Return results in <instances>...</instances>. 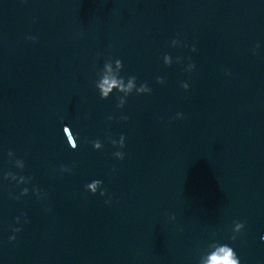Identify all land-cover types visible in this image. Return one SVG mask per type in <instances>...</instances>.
<instances>
[{
	"label": "water",
	"instance_id": "obj_1",
	"mask_svg": "<svg viewBox=\"0 0 264 264\" xmlns=\"http://www.w3.org/2000/svg\"><path fill=\"white\" fill-rule=\"evenodd\" d=\"M224 246L264 264V0H0V264Z\"/></svg>",
	"mask_w": 264,
	"mask_h": 264
},
{
	"label": "clouds",
	"instance_id": "obj_2",
	"mask_svg": "<svg viewBox=\"0 0 264 264\" xmlns=\"http://www.w3.org/2000/svg\"><path fill=\"white\" fill-rule=\"evenodd\" d=\"M257 47H258V45H257ZM192 50H193V51H196L195 47H193ZM118 63H119V61H118ZM105 83L107 84L108 81L106 80ZM112 83L115 84V81H113ZM184 86H185V87H188V85H184ZM110 88H111V85H109V88H108V89H105V92H104V95H105V96L107 95V92L110 90ZM65 127H70V126L65 125V126L63 127V132H64V130H65ZM77 135H78V133H77ZM66 140H67V139H66ZM67 144H68V140H67ZM72 149H73V150L76 149V145H75V144L72 145ZM96 183H98V181H94V182L92 183V185H90V186L93 188V190L95 189V184H96ZM9 239H10V240H15L16 238H15V237H10ZM224 248H227V254L224 255L222 258H218L217 255L214 254V255L210 258V264H241L240 259L238 258L237 254H236V256H237V259H236V260H230V257H231L232 254H233L232 249H231L230 247H228V246H224ZM222 250H223V249H222Z\"/></svg>",
	"mask_w": 264,
	"mask_h": 264
}]
</instances>
